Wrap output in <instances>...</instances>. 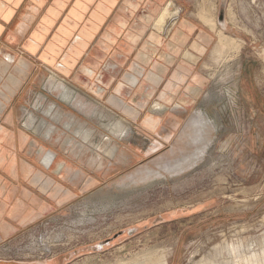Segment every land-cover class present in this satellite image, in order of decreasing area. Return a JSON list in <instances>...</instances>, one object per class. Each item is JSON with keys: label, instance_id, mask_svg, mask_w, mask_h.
<instances>
[{"label": "rangeland", "instance_id": "rangeland-1", "mask_svg": "<svg viewBox=\"0 0 264 264\" xmlns=\"http://www.w3.org/2000/svg\"><path fill=\"white\" fill-rule=\"evenodd\" d=\"M210 3H195L213 9L219 28L199 63L204 84L168 108L134 116L81 92L103 111L97 117L96 108L61 102L50 88L55 74L39 72L18 116L22 127L49 125L50 139L63 135L40 130L27 144L53 155L48 199L63 201L2 247L0 264H132L154 252L166 264H264V0ZM40 100L56 105L57 118ZM108 114L125 120L126 134L100 122Z\"/></svg>", "mask_w": 264, "mask_h": 264}, {"label": "crops", "instance_id": "crops-1", "mask_svg": "<svg viewBox=\"0 0 264 264\" xmlns=\"http://www.w3.org/2000/svg\"><path fill=\"white\" fill-rule=\"evenodd\" d=\"M201 2L211 4V0H0V251L25 234L50 204L63 201L48 199L49 187L56 183L51 178L53 162L48 166L44 163L48 156L43 161L41 156L49 150L42 144L35 152L27 146L30 140L39 142L36 131L47 134L51 128L39 122L38 130L32 131L22 127L18 116L17 106L26 103L24 94L39 72L52 71L91 108L100 107L81 92L93 93L100 104L119 106L134 116L139 108H168L170 102L200 90L204 76L199 63L219 38L213 9L201 10L195 5ZM167 7L171 15L160 23ZM43 102L39 101L46 113L57 118L56 105ZM71 117L77 120L75 114ZM65 125L74 126L70 120ZM83 131L82 136L87 135ZM58 133H51L53 139L63 138Z\"/></svg>", "mask_w": 264, "mask_h": 264}, {"label": "bare ground", "instance_id": "bare-ground-1", "mask_svg": "<svg viewBox=\"0 0 264 264\" xmlns=\"http://www.w3.org/2000/svg\"><path fill=\"white\" fill-rule=\"evenodd\" d=\"M205 9V8H204ZM173 11V10H172ZM170 14V8L169 7H167L165 10H164V12H163V14H162V17H161V19L159 20V22L161 23V21H163L164 19L166 20V16L167 15H169ZM171 15V14H170ZM164 20V21H165ZM169 20V19H168ZM157 23V22H156ZM157 25H158V23H157ZM159 29V28H158ZM220 45H221V43H220ZM57 76L55 77V75H54V77L52 76V79H51V83H50V85L52 84V86L50 87L51 88V91L53 92V93H55L60 99H62L63 101H66V102H68L69 104H73L74 106H76V107H78L79 109L81 108L82 110H83V108L84 107H88V108H90L89 107V105H87V101H84V100H81V99H79V98H77V96H74V95H72L71 94V91H70V89H69V87L66 85V84H64V85H62L61 87H62V90H60V93H59V89H58V85H57ZM63 83V82H62ZM160 107V106H159ZM159 107H157V108H159ZM92 108H94V107H92ZM94 110H96V112H95V115L97 116V117H101L102 116V114H103V111H101L99 108H97L96 107V109H93V111ZM25 112H26V115L29 117V119L31 120L32 118H34V117H32L33 116V112H31L30 110H28V109H25ZM47 113H49V110L47 111ZM105 114V113H104ZM113 115V114H112ZM115 115V114H114ZM91 116V115H90ZM103 117V116H102ZM26 118V117H25ZM104 118V117H103ZM101 120H104V119H101ZM105 121H108L107 123L105 122ZM32 125H33V127H32V130L34 129V126L36 127L37 125V122L35 123V125H34V122H35V119H33L32 120ZM104 126H106L114 135H119V136H121V135H123L124 133L126 134V130L128 129V127L122 122V120L121 119H119V118H114L113 116L111 117V115H109L108 114V118H106L104 121H100ZM27 125H29V124H27ZM26 125V126H27ZM34 130H38L37 128H35ZM37 132V131H36ZM43 132V131H42ZM82 132V131H81ZM84 132V131H83ZM90 134L91 133H89V132H87V137L85 138V139H88V136L90 137ZM81 135V134H80ZM79 135V136H80ZM47 136L49 137V139H50V136H49V131L47 132ZM85 136V135H84ZM118 136V137H119ZM83 138V137H82ZM50 140H53V137H51V139ZM108 141L110 140L111 141V139L110 138H108L107 139ZM111 145V144H110ZM106 146H108V145H106ZM111 147V146H110ZM100 149V148H99ZM109 149V148H108ZM107 152L109 153V154H113V152H112V149L110 150H107ZM53 162V161H52ZM52 164V163H51ZM135 262L134 263H132V264H166V259H165V257H164V254H157L156 252H154V253H151V254H149V255H147L146 256V258H143L142 256H139V257H137V258H135V260H134ZM125 263V262H124ZM127 264H130V263H127Z\"/></svg>", "mask_w": 264, "mask_h": 264}, {"label": "flooded vegetation", "instance_id": "flooded-vegetation-1", "mask_svg": "<svg viewBox=\"0 0 264 264\" xmlns=\"http://www.w3.org/2000/svg\"><path fill=\"white\" fill-rule=\"evenodd\" d=\"M114 148L115 147H112L111 149H112V152L114 153ZM47 155H48V153H46V155H45V157L44 158H46L47 157ZM49 156L51 157V156H53L50 152H49ZM44 163H46V162H44Z\"/></svg>", "mask_w": 264, "mask_h": 264}, {"label": "water", "instance_id": "water-1", "mask_svg": "<svg viewBox=\"0 0 264 264\" xmlns=\"http://www.w3.org/2000/svg\"><path fill=\"white\" fill-rule=\"evenodd\" d=\"M223 18V16H221V19Z\"/></svg>", "mask_w": 264, "mask_h": 264}, {"label": "trees", "instance_id": "trees-1", "mask_svg": "<svg viewBox=\"0 0 264 264\" xmlns=\"http://www.w3.org/2000/svg\"><path fill=\"white\" fill-rule=\"evenodd\" d=\"M3 264V263H2Z\"/></svg>", "mask_w": 264, "mask_h": 264}]
</instances>
